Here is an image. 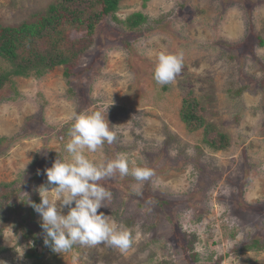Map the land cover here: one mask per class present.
Returning <instances> with one entry per match:
<instances>
[{"label":"rangeland","instance_id":"obj_1","mask_svg":"<svg viewBox=\"0 0 264 264\" xmlns=\"http://www.w3.org/2000/svg\"><path fill=\"white\" fill-rule=\"evenodd\" d=\"M53 1L0 0V24L32 22ZM137 12L147 19L140 28L119 23ZM162 51L183 53L181 72L164 86L152 76ZM73 71L70 81L63 67L17 78L0 101V184L26 185L0 204V261L36 262L26 244L42 254L41 264H264V249H238L264 244V0H119ZM188 93L205 121L228 135L226 149L214 152L199 143L200 131L186 132L178 111ZM107 107L117 138L89 158L127 153L153 169L138 194L153 200L133 195L131 176L105 178L99 183L112 199L98 212L132 231V247L53 252L40 216L33 209L25 225L22 211L30 197L40 203L44 170L65 157L73 110ZM25 226L38 242H24Z\"/></svg>","mask_w":264,"mask_h":264},{"label":"clouds","instance_id":"obj_2","mask_svg":"<svg viewBox=\"0 0 264 264\" xmlns=\"http://www.w3.org/2000/svg\"><path fill=\"white\" fill-rule=\"evenodd\" d=\"M182 67V52H159L152 69L153 79L160 86L170 84ZM108 107L103 112L73 110L64 145L66 155L44 170L47 184L38 189L40 203L29 201L40 216L43 243L53 252L67 253L76 245H103L125 253L134 243L128 227L98 212L112 199V193L99 182L117 174L121 178L131 176L137 182L131 186L132 191L139 194L143 183L151 180L155 173L149 167L138 165L127 153L99 161L89 158V153L101 151L105 143L112 144L117 138L106 119ZM65 208L67 213L63 214Z\"/></svg>","mask_w":264,"mask_h":264},{"label":"trees","instance_id":"obj_3","mask_svg":"<svg viewBox=\"0 0 264 264\" xmlns=\"http://www.w3.org/2000/svg\"><path fill=\"white\" fill-rule=\"evenodd\" d=\"M118 10L119 0H54L43 13L35 14L32 22H22L14 26L0 24V61L7 65L6 68L0 66V101L8 90H15L17 78L39 77L56 67L64 68L63 75L68 81L75 78L73 68L80 56L93 45L104 22L115 16ZM145 22L146 17L137 12L119 23L133 31ZM178 116L187 133L201 132L199 143L208 149L217 152L228 147V135L217 131L212 124L205 121L201 103L193 94L184 96ZM197 149L200 151L198 147ZM32 178L37 179L39 176L34 175ZM24 182L20 186L16 183L0 184V204L12 199L16 193H24ZM133 195L145 199L148 204L153 200L150 197ZM30 201L37 204V199L30 197ZM32 210L29 204L28 209L22 211L25 212L24 218L20 220L25 225L30 224L27 221H32ZM20 232L24 242L30 238L39 241L38 237L28 233L26 226ZM259 243L260 241L254 240L253 245L241 244L238 249L263 250L264 244L259 246ZM41 255L34 246L25 244V256L36 259L32 264H41L38 262Z\"/></svg>","mask_w":264,"mask_h":264}]
</instances>
